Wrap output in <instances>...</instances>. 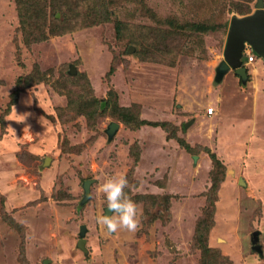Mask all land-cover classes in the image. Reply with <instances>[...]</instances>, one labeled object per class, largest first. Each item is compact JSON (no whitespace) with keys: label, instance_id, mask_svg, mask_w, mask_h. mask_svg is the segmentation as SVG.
<instances>
[{"label":"rangeland","instance_id":"obj_1","mask_svg":"<svg viewBox=\"0 0 264 264\" xmlns=\"http://www.w3.org/2000/svg\"><path fill=\"white\" fill-rule=\"evenodd\" d=\"M216 1L204 12L207 0L201 9L194 0H145L147 8L132 11L143 4L96 0L100 18L109 12L111 20L64 34L62 14L56 32L49 8L35 22L46 39L28 43L17 0H0V264H264V61L248 65L244 82L232 70L215 81L230 20L241 15L233 9L245 0ZM202 19L228 25L202 36L178 26ZM117 21L132 30L122 39ZM139 36L152 58L128 43ZM111 89L133 124L112 111L90 120L80 111L84 103L97 111L91 98ZM112 122L119 128L110 139ZM117 174L140 209L135 232L109 234L96 223L107 207L101 186ZM217 174L224 181L211 190ZM90 179L91 199L82 203ZM202 219L208 253L196 242Z\"/></svg>","mask_w":264,"mask_h":264},{"label":"trees","instance_id":"obj_2","mask_svg":"<svg viewBox=\"0 0 264 264\" xmlns=\"http://www.w3.org/2000/svg\"><path fill=\"white\" fill-rule=\"evenodd\" d=\"M96 0H17L18 4H19V19H20V31L22 33L23 39L26 42H32V41H38V40H42V39H46V33L45 30L42 31L40 29V27L38 28L35 24V22L39 21L38 18L41 19H46L48 17L47 13L49 8L52 9L53 13L51 15H53L54 17H52V28L57 32V26H58V18L57 13L60 12L62 14L63 20L60 22V26H58V28L60 29L61 34L64 33H69V32H73V31H77L79 29L82 28H86V27H91L93 25H99V24H103L105 22H108L111 20L112 15L109 12H106L104 14V18L101 19L100 15H98L94 4H95ZM106 2V0H104ZM131 1V3L136 4L139 1L143 4L141 5V7H137V8H130V11L137 9V10H144L145 8H142V6L145 5V0H128ZM196 2V4L199 6V8L201 9L203 7V4L200 3L201 0H194ZM209 4L206 7V11L211 10L213 5L219 4V1L216 0H207ZM252 0H245L242 1V3H238L235 4V8L233 9L234 11H237L239 14H241L240 16H244L247 14H250L252 12L251 10V3ZM193 5L192 8H195V4L194 2L191 3ZM219 6V5H216ZM215 6V7H216ZM67 7V8H66ZM187 7V5L185 4V8ZM129 9V8H128ZM233 10H231V12H234ZM189 11V10H188ZM190 14L191 11H189ZM78 15H82V19H80L78 17ZM193 15V14H192ZM224 24H219V23H209L205 20H197L195 22H189L186 26H184L183 24L178 23L179 28L183 29V30H190L192 32H194V34L202 36V35H206L212 32H217L220 30V27H226L228 25V22H223ZM57 25V26H56ZM116 31L118 33V37L119 39H122L124 37V33H131L132 30L129 29L128 27H125L124 24L121 21H117L116 23ZM150 33V31L148 32ZM150 35H154V37L156 38V34L151 33ZM41 36V37H40ZM129 44H133L135 45L136 49H137V54L139 55L141 59L147 60L152 58L153 52L154 50L151 49V47H144L146 46V42L144 44V42H142V39L139 38L138 39H134V38H130L128 41ZM247 57L246 60L244 61L247 62ZM155 61H159L158 58H155ZM247 67V72H248V66ZM112 72V70H110V72L108 73V75ZM237 76L240 78V76L237 74ZM248 79H249V74H248ZM24 81L25 83H27L26 86L32 85L33 83H35L36 81H39L37 79H29L26 80L25 78H21L20 79V83H24L22 82ZM89 84V82H87ZM18 90H21V88H19ZM18 90L15 92V95L18 97L19 92ZM93 103H94V109H96L97 111H94L93 113H90L89 109H86L84 107V104H81L80 107H82V109L80 110L84 115L87 116V118L90 120L91 118H93L95 115L98 114L100 109L102 111V114H105L106 112H110L112 111L113 116H116L120 119H123L124 121H126L129 124H133L135 117L130 113L129 108L123 107L120 105L119 103V97L117 92L114 89H111L108 94H107V98L104 99H97V98H91ZM90 100V99H89ZM88 100V101H89ZM129 111V113H128ZM92 114V115H91ZM133 118V119H132ZM138 119V118H136ZM150 125H154V126H158V125H162L163 128L166 131H169V128L171 126L170 123L168 122H159V123H155V122H147ZM170 134L168 136L169 139H172L175 134H173V130L170 131ZM180 144L188 149L189 151L192 150V148L190 147L189 144H185V142L183 140H179ZM208 152V154L211 156L212 160L214 161L215 165L216 164H222L221 161L216 157L215 154H210V151L206 150ZM222 168V167H221ZM217 180H214L212 182L211 185V190H213L214 188H217V184L218 187H220V185L223 183V179H222V174H217ZM214 178V177H213ZM216 178V177H215ZM91 199V198H90ZM169 203V202H168ZM150 212L146 213L149 214ZM145 213H143V220H146L144 217H146ZM148 217V216H147ZM11 221H13V224H15L16 222L11 219ZM210 226L206 224V221L204 219L200 220L197 225H196V242L199 245V247H202V250L205 252H209L208 250V233ZM217 262H220V258L219 256L215 257ZM219 264V263H216Z\"/></svg>","mask_w":264,"mask_h":264},{"label":"water","instance_id":"obj_3","mask_svg":"<svg viewBox=\"0 0 264 264\" xmlns=\"http://www.w3.org/2000/svg\"><path fill=\"white\" fill-rule=\"evenodd\" d=\"M251 46L253 52L257 56L264 61V0H257L255 3V10L247 15L239 16L233 15L227 32V37L224 46V60L221 61L219 66L216 69L215 81L221 82L225 75L231 71L235 70V72L240 75L245 81V77L243 73L246 70L244 67V51L246 46ZM132 50H130L131 52ZM70 74H76V68L71 65L70 66ZM188 125L186 124V127ZM119 128V124L112 122L107 130L110 139L113 138L115 133ZM197 156L194 157L197 160ZM243 180H241L242 182ZM93 180H86L84 183V198L83 202H87L91 198V184ZM104 214H111L108 212L107 207L105 208ZM86 233L87 226L82 225L80 231V240L78 246L83 250L86 249ZM259 236L253 235L252 242L254 245V249L258 252L261 250V245L259 244ZM49 260H45L44 264H48Z\"/></svg>","mask_w":264,"mask_h":264},{"label":"clouds","instance_id":"obj_4","mask_svg":"<svg viewBox=\"0 0 264 264\" xmlns=\"http://www.w3.org/2000/svg\"><path fill=\"white\" fill-rule=\"evenodd\" d=\"M27 104L31 103L29 99ZM13 112H17L14 107ZM31 113L21 115L22 120L16 122H25ZM41 119V118H40ZM25 128H30L27 126ZM128 187V180L124 175H113L106 179L101 186V191L104 193L107 200V209L111 214L99 215L96 218V223L107 230L109 234L116 233L120 230L135 232L140 227V209L125 192Z\"/></svg>","mask_w":264,"mask_h":264},{"label":"built area","instance_id":"obj_5","mask_svg":"<svg viewBox=\"0 0 264 264\" xmlns=\"http://www.w3.org/2000/svg\"><path fill=\"white\" fill-rule=\"evenodd\" d=\"M245 56L247 57V62L248 63H253V62H255L256 61V59H257V56L254 54V53H252L251 51H250V49H245ZM213 111H214V108H212V107H209V109H208V113H209V115H212V113H213Z\"/></svg>","mask_w":264,"mask_h":264},{"label":"crops","instance_id":"obj_6","mask_svg":"<svg viewBox=\"0 0 264 264\" xmlns=\"http://www.w3.org/2000/svg\"><path fill=\"white\" fill-rule=\"evenodd\" d=\"M247 49H248V47H247ZM244 57H245V56H244ZM255 62H256V61H255ZM253 63H254V62H253ZM253 63L245 62V64H247V66L250 65V64H253ZM245 68H246V70H247V67H245ZM226 75H227V74H226ZM226 75H225V76H226ZM223 79H224V78H223Z\"/></svg>","mask_w":264,"mask_h":264},{"label":"flooded vegetation","instance_id":"obj_7","mask_svg":"<svg viewBox=\"0 0 264 264\" xmlns=\"http://www.w3.org/2000/svg\"><path fill=\"white\" fill-rule=\"evenodd\" d=\"M248 46H246V48H247ZM249 48V47H248ZM244 53H245V51H244ZM246 66V64L244 63V67ZM232 71H234L235 72V70H232ZM236 73V72H235ZM237 74V73H236ZM240 76V75H239ZM240 78L242 79V77L240 76ZM243 80V79H242Z\"/></svg>","mask_w":264,"mask_h":264}]
</instances>
